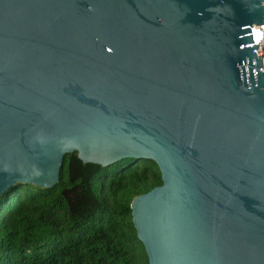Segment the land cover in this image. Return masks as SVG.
<instances>
[{
  "label": "water",
  "instance_id": "1",
  "mask_svg": "<svg viewBox=\"0 0 264 264\" xmlns=\"http://www.w3.org/2000/svg\"><path fill=\"white\" fill-rule=\"evenodd\" d=\"M264 0H0V199L65 157L155 161L147 264H264Z\"/></svg>",
  "mask_w": 264,
  "mask_h": 264
},
{
  "label": "trees",
  "instance_id": "2",
  "mask_svg": "<svg viewBox=\"0 0 264 264\" xmlns=\"http://www.w3.org/2000/svg\"><path fill=\"white\" fill-rule=\"evenodd\" d=\"M162 182L149 159L102 167L67 155L54 187L18 185L0 199V264H147L130 204Z\"/></svg>",
  "mask_w": 264,
  "mask_h": 264
},
{
  "label": "built area",
  "instance_id": "3",
  "mask_svg": "<svg viewBox=\"0 0 264 264\" xmlns=\"http://www.w3.org/2000/svg\"><path fill=\"white\" fill-rule=\"evenodd\" d=\"M251 33L255 45L259 47V55L264 56V24L257 25L251 28Z\"/></svg>",
  "mask_w": 264,
  "mask_h": 264
}]
</instances>
